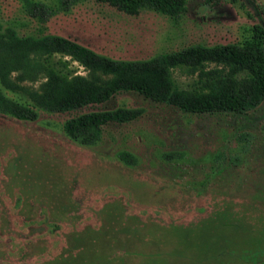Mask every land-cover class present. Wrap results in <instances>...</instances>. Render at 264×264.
Wrapping results in <instances>:
<instances>
[{
  "label": "rangeland",
  "instance_id": "obj_1",
  "mask_svg": "<svg viewBox=\"0 0 264 264\" xmlns=\"http://www.w3.org/2000/svg\"><path fill=\"white\" fill-rule=\"evenodd\" d=\"M34 1L49 7L44 26L25 0H0V22L119 60L242 44L256 25L264 29V0H188L178 20L95 0L69 8ZM173 78L190 88L196 77L177 67ZM119 107L143 114L110 123L92 145L65 131L71 117ZM38 112L23 120L0 111V264H264V101L242 114L187 113L123 91L102 104Z\"/></svg>",
  "mask_w": 264,
  "mask_h": 264
},
{
  "label": "trees",
  "instance_id": "obj_2",
  "mask_svg": "<svg viewBox=\"0 0 264 264\" xmlns=\"http://www.w3.org/2000/svg\"><path fill=\"white\" fill-rule=\"evenodd\" d=\"M85 0H62L65 8ZM129 15L144 9L180 19L188 0H95ZM222 0H205L207 4ZM234 1V0H229ZM27 14L44 26L51 16L42 2L25 0ZM60 55V57H59ZM66 56L85 67L71 69ZM213 64V67L210 65ZM185 67L195 76L192 87L176 84L173 69ZM42 81L38 87L28 83ZM134 91L187 113H246L264 101V29L256 25L242 44H192L143 60H119L57 34L20 35L0 22V111L36 120L38 109L67 112L102 104L117 93ZM9 93L29 98L25 103ZM141 108L119 107L69 118L66 133L82 144H96L110 123H127ZM127 162L130 153H123Z\"/></svg>",
  "mask_w": 264,
  "mask_h": 264
}]
</instances>
